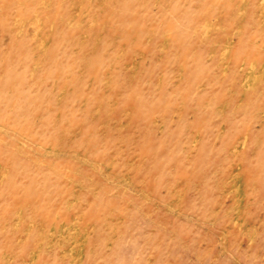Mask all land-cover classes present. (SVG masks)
Instances as JSON below:
<instances>
[{"label": "rangeland", "instance_id": "obj_1", "mask_svg": "<svg viewBox=\"0 0 264 264\" xmlns=\"http://www.w3.org/2000/svg\"><path fill=\"white\" fill-rule=\"evenodd\" d=\"M0 264H264V0H0Z\"/></svg>", "mask_w": 264, "mask_h": 264}]
</instances>
